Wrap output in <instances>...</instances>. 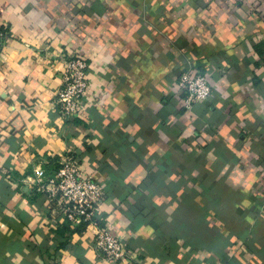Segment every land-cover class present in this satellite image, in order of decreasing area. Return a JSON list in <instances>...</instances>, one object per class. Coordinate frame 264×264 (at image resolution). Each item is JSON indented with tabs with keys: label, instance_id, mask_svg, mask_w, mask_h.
Segmentation results:
<instances>
[{
	"label": "crops",
	"instance_id": "obj_1",
	"mask_svg": "<svg viewBox=\"0 0 264 264\" xmlns=\"http://www.w3.org/2000/svg\"><path fill=\"white\" fill-rule=\"evenodd\" d=\"M0 24V264H113L37 191L69 155L142 264H264V0H0ZM74 52L94 102L66 117ZM189 70L215 87L190 110Z\"/></svg>",
	"mask_w": 264,
	"mask_h": 264
},
{
	"label": "built area",
	"instance_id": "obj_2",
	"mask_svg": "<svg viewBox=\"0 0 264 264\" xmlns=\"http://www.w3.org/2000/svg\"><path fill=\"white\" fill-rule=\"evenodd\" d=\"M0 24V43L5 36ZM54 106L66 117H75L85 111L91 98V84L88 75L89 62L79 52L66 57ZM178 87L186 94L185 107L190 110L195 103L209 100L215 87L206 74L185 71L180 76ZM37 191L48 196L51 205L71 227L91 228L94 234V248L98 256L113 264L128 261L142 264L141 253L126 242L124 236L114 232L102 214L106 188L90 173L85 172L79 160L73 155L66 157L61 166L48 177L36 181Z\"/></svg>",
	"mask_w": 264,
	"mask_h": 264
},
{
	"label": "trees",
	"instance_id": "obj_3",
	"mask_svg": "<svg viewBox=\"0 0 264 264\" xmlns=\"http://www.w3.org/2000/svg\"><path fill=\"white\" fill-rule=\"evenodd\" d=\"M78 228H83V227H78ZM78 228H77V229H78Z\"/></svg>",
	"mask_w": 264,
	"mask_h": 264
}]
</instances>
